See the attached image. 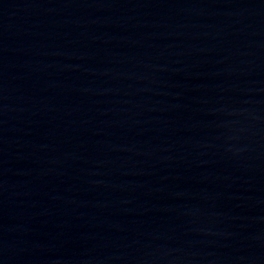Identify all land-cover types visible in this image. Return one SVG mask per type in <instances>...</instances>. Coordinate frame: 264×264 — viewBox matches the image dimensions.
<instances>
[{
  "label": "water",
  "instance_id": "95a60500",
  "mask_svg": "<svg viewBox=\"0 0 264 264\" xmlns=\"http://www.w3.org/2000/svg\"><path fill=\"white\" fill-rule=\"evenodd\" d=\"M0 264H264V0H0Z\"/></svg>",
  "mask_w": 264,
  "mask_h": 264
}]
</instances>
